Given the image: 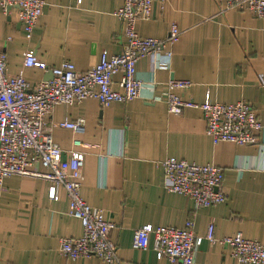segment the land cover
Returning <instances> with one entry per match:
<instances>
[{
  "label": "crops",
  "instance_id": "crops-1",
  "mask_svg": "<svg viewBox=\"0 0 264 264\" xmlns=\"http://www.w3.org/2000/svg\"><path fill=\"white\" fill-rule=\"evenodd\" d=\"M43 1L29 39L18 8L7 13L0 9V49L10 75L37 83L64 61L85 72L101 53L110 57L122 52L126 41L115 16L121 0ZM219 1L153 0L150 19L138 21L136 32L164 39L171 25L178 28L179 40L169 47V68L154 69L144 57L136 65L142 84L136 99L107 107L94 99L58 105L47 118L46 132L64 153L74 139L82 144L81 197L115 224L110 238L117 246L118 264H172L157 259L152 240L145 251L132 248L134 231L144 225L182 228L192 220L195 264H235L218 240L238 233L264 245V132L258 134L262 145H214L205 135L201 111L171 115L161 99L169 81H189L186 98L196 103L245 101L264 125V19L244 10L220 11ZM28 51L43 68L23 66ZM120 79V73L112 78L116 91ZM78 119L84 121L80 134L59 127ZM168 157L221 168L226 201L196 209L191 200L168 192L160 164ZM48 186L42 179L21 176L0 184V264H106L96 258L72 261L59 254L60 240L79 237L82 227L69 215L64 193L51 201ZM210 225L213 243L206 239Z\"/></svg>",
  "mask_w": 264,
  "mask_h": 264
},
{
  "label": "built area",
  "instance_id": "built-area-1",
  "mask_svg": "<svg viewBox=\"0 0 264 264\" xmlns=\"http://www.w3.org/2000/svg\"><path fill=\"white\" fill-rule=\"evenodd\" d=\"M115 16L122 26L126 41L120 54L107 57L101 53L97 63L88 71L79 72L69 62H62L51 70L52 79L29 83L22 76L7 71L6 55L0 49V184L11 176L32 177L48 182L47 196L59 199L62 191L68 202V212L78 219L82 234L77 238L60 240L59 254L69 260L96 258L106 264H118L117 246L110 238L115 224L104 218L103 210L92 208L81 197L83 182V153L81 142L72 141L71 149L64 151L46 132L47 118L58 105H73L87 99L100 106L126 103L136 99L141 90L136 65L149 57L154 69H168L172 47L178 42L180 31L171 25L164 39L144 38L137 34L136 23L151 17L153 0H121ZM163 4L166 0H159ZM77 4L81 0H76ZM220 11L244 10L258 19H264V0H220ZM44 6L43 0H0V9L18 8V19L29 39ZM25 68L41 67L34 54L26 52ZM120 73V91L113 89L112 78ZM192 86L185 80H172L165 84L161 96L167 112L179 115L186 109L201 111L205 122V135L212 144L229 143L236 146L262 145L258 134L264 132L251 105L245 101L220 104L210 101L196 103L184 96ZM159 99H154V101ZM84 121L60 123L59 127L75 134L83 131ZM65 154V158H63ZM164 187L170 193L192 201L196 209L214 207L226 201L223 189V170L214 165H197L173 157L161 163ZM42 170H37V167ZM206 239L213 243L210 225ZM152 240L157 259L172 264H195L197 237L192 220L182 228L144 225L133 233L132 248L145 251ZM219 243L230 250L235 264H264V245L244 238L240 233L224 237Z\"/></svg>",
  "mask_w": 264,
  "mask_h": 264
},
{
  "label": "water",
  "instance_id": "water-1",
  "mask_svg": "<svg viewBox=\"0 0 264 264\" xmlns=\"http://www.w3.org/2000/svg\"><path fill=\"white\" fill-rule=\"evenodd\" d=\"M11 8H12V7H8V8H7V11L10 10ZM50 74H51V72H50ZM50 79H52V74H51V76H50L49 78H47L46 80H50ZM46 80H45V81H46Z\"/></svg>",
  "mask_w": 264,
  "mask_h": 264
}]
</instances>
